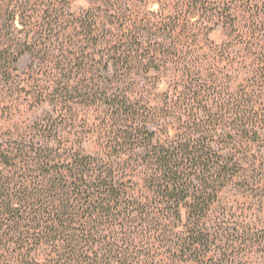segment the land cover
<instances>
[{
	"label": "trees",
	"instance_id": "16d2710c",
	"mask_svg": "<svg viewBox=\"0 0 264 264\" xmlns=\"http://www.w3.org/2000/svg\"><path fill=\"white\" fill-rule=\"evenodd\" d=\"M68 5L0 0V93L14 89L28 54L38 62L26 72L41 81L37 99L60 108L26 132L0 127V264H241L209 214L221 189L264 176L259 37L247 49L251 76L230 86L204 72L197 49L191 62L182 49L171 61L163 39L146 45L133 32L105 59L116 82L97 90L82 48L95 22ZM168 69L173 88L155 104L119 89L131 70ZM77 107L95 113L83 131ZM84 132L96 151L84 148Z\"/></svg>",
	"mask_w": 264,
	"mask_h": 264
},
{
	"label": "rangeland",
	"instance_id": "374dc122",
	"mask_svg": "<svg viewBox=\"0 0 264 264\" xmlns=\"http://www.w3.org/2000/svg\"><path fill=\"white\" fill-rule=\"evenodd\" d=\"M68 11L84 16L87 23L95 22L93 39H83L82 48L90 55L88 77L97 90L98 85L116 82L120 74L112 67L104 68L105 59L114 43L127 41L133 32L146 45L163 39V50L171 61L177 60L174 50L182 49L186 62H191L195 56L189 53L195 55L197 49V62L203 64L204 72L230 86L245 83L251 76L253 57L247 50L251 44H259V37L264 45V0H69ZM130 43L137 44L133 39ZM31 65L38 62L22 55L14 89L0 93V127L11 128L13 133L26 132L34 123L46 124L60 112L51 97L37 99L41 81L26 73ZM174 75L173 69L148 74L131 70L119 89L155 104L171 92ZM26 83L32 86L25 88ZM77 109L83 131L95 113ZM83 139L87 151H96L95 136L84 132ZM251 177L245 176L248 186L238 179L218 192L209 225L222 235L227 250L241 264H264V176Z\"/></svg>",
	"mask_w": 264,
	"mask_h": 264
}]
</instances>
